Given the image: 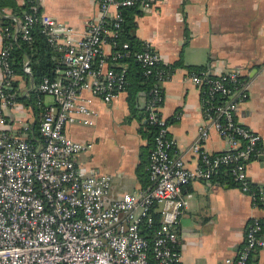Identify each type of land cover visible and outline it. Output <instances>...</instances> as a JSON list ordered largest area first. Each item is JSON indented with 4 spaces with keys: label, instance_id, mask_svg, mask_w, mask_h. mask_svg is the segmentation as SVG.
<instances>
[{
    "label": "built area",
    "instance_id": "built-area-1",
    "mask_svg": "<svg viewBox=\"0 0 264 264\" xmlns=\"http://www.w3.org/2000/svg\"><path fill=\"white\" fill-rule=\"evenodd\" d=\"M160 1L98 0V16L77 37L72 26L39 12L38 0H27L30 10L14 18L15 28H2L9 41L0 51V264H178L177 225L192 195L183 186L210 180L224 168L250 193L254 206H264V184L254 187L247 169L248 161L261 154L263 138L238 119L240 103L249 97L246 72L232 68L216 73L210 67L188 70L186 79L200 90L205 120L190 146L198 165L190 167L184 155L173 151L175 140L162 112L164 84L174 72L161 65L149 41L136 52L145 74L156 77L143 104L147 119L158 125L149 152L148 184L114 197L112 175L79 163L78 155L91 143L71 137L67 126L96 122L98 112L85 91L105 102L126 92L127 65L118 60L131 50L128 42L117 48L121 6L150 10ZM37 22L61 53L64 67L57 77L46 75L38 84V91L53 100H39L42 110L37 120L11 118L8 109H32L19 99L20 89L12 86L17 78L12 42L18 35L31 40ZM106 44L111 46L110 53ZM24 70L31 72L28 62ZM212 128L226 142L225 151L213 153L206 148ZM263 228L264 221L252 216L242 248L219 264H255V253L264 245Z\"/></svg>",
    "mask_w": 264,
    "mask_h": 264
},
{
    "label": "crops",
    "instance_id": "crops-1",
    "mask_svg": "<svg viewBox=\"0 0 264 264\" xmlns=\"http://www.w3.org/2000/svg\"><path fill=\"white\" fill-rule=\"evenodd\" d=\"M38 1L43 12L72 26L77 37L84 34L88 21L99 14L98 0ZM25 4L26 0H0V51L5 39L2 17L14 20L22 16ZM142 10L134 14L133 33L151 42L163 62L172 64L182 59L164 84L162 112L170 122V135L175 140L173 151L184 155L190 167L198 165V157L190 146L205 120L200 90L186 79L189 68L196 66L210 67L216 73L232 68L246 72L249 97L240 103L238 119L262 135L264 149V0H162L150 10ZM104 47L110 53V44ZM16 79L23 89L30 81L21 74ZM85 94L92 97V106L98 112L96 122L67 126L71 137L91 143L88 150L78 155L79 163L92 171L112 175L114 197L143 186L138 166L148 161L149 140L141 131L146 128L144 120L142 124L136 115L128 118V93L121 92L110 102L89 91ZM145 99L143 92L141 106ZM52 100L43 96L44 102ZM41 110L42 106H37L8 109L7 113L11 118L22 116L35 121ZM205 146L213 153L227 149L226 142L213 128ZM143 169L148 170V163ZM247 169L254 187L264 184V157L251 158ZM183 190L192 195L177 225L181 250L178 264H219L242 248L252 216L264 221V206H254L250 193L243 191L229 175L191 181ZM254 262L264 264V245L257 249Z\"/></svg>",
    "mask_w": 264,
    "mask_h": 264
},
{
    "label": "trees",
    "instance_id": "trees-1",
    "mask_svg": "<svg viewBox=\"0 0 264 264\" xmlns=\"http://www.w3.org/2000/svg\"><path fill=\"white\" fill-rule=\"evenodd\" d=\"M25 6L26 7L24 12L29 11V2H27V0ZM40 11H42L41 7L39 12ZM121 11L123 14V21L120 27L117 28V48L121 47L123 42H128L130 45L129 49L131 50L130 54H127L118 60L127 65V83L125 90L128 93V102L131 109V115H129L128 118L130 119V117L136 115L142 120V124L144 120V125L146 128L145 130H143L142 128L141 131L146 135L149 140L147 148L151 149L155 142V137L158 131V125L150 122V120L147 119L145 113V106H141L140 97L143 92L146 93V98L149 96V92L154 86L156 77L153 74H145L144 66L136 58V52L141 50L143 44L145 43V40L139 39L138 36L132 31V29L136 25V21L134 20V14L141 13L143 10L138 5H131L121 6ZM24 12L22 13V15L24 14ZM2 26H9L13 30V18L2 17ZM109 27H113V22H109ZM6 41L8 42L9 39H6L5 37L4 42ZM11 51L12 66L15 69V73L17 75L21 74L30 80L27 87L24 89L21 88L20 82L17 79L13 80L12 86L15 89H20L21 96H19V99L21 101H23L27 106H32V108H36L40 105L38 103L39 100L43 99L44 96L38 91V84L46 75L51 76L53 78L57 77L60 74V70L62 69V67H64L63 64H60L61 53L56 50L47 40V38L42 32V26L39 22H37L32 28V39L25 40L22 38L21 35H18L17 39L13 40L12 42ZM26 61H28L31 67L30 73L24 70ZM181 63L182 59L172 64L162 62L161 65L166 68H169L172 72H174L176 66L179 64L181 65ZM205 67L207 66L190 67L189 70H198L200 68ZM34 127L35 134L38 136L39 130L37 123ZM148 162L149 157L148 161L144 160L138 166L139 175L141 177V180L144 182L143 186H146L149 182V170L143 169V166ZM218 174H226L232 178L227 168L222 169ZM218 174H216L215 176H217ZM157 222H159V217L157 219Z\"/></svg>",
    "mask_w": 264,
    "mask_h": 264
},
{
    "label": "water",
    "instance_id": "water-1",
    "mask_svg": "<svg viewBox=\"0 0 264 264\" xmlns=\"http://www.w3.org/2000/svg\"><path fill=\"white\" fill-rule=\"evenodd\" d=\"M264 157V149H262L261 154L259 155V158H263Z\"/></svg>",
    "mask_w": 264,
    "mask_h": 264
}]
</instances>
